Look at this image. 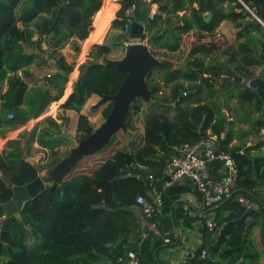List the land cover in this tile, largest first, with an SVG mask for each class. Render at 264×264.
<instances>
[{"label": "trees", "instance_id": "16d2710c", "mask_svg": "<svg viewBox=\"0 0 264 264\" xmlns=\"http://www.w3.org/2000/svg\"><path fill=\"white\" fill-rule=\"evenodd\" d=\"M154 1L158 10L153 20H147L146 29L150 51L159 60L177 52L184 36L193 31L201 32L198 49L220 47L218 43L223 37L216 36V31L224 21L239 29V39L252 36L257 40L255 33L264 35V27L259 22L264 23V0H210V10L207 0ZM23 3L22 13L17 15L16 11ZM66 4L68 6L64 7ZM102 4L103 0H0V79L8 80V90L1 95L0 103L1 137L5 138L8 132L38 119L53 103L62 99L74 64H69L60 50L72 38L84 41L89 37L93 17ZM133 4L141 7L142 1L124 0L117 18L114 20L113 15L110 16L111 22L114 20L113 28H122L124 11ZM209 15L211 19L207 21ZM38 18L41 19L36 21ZM248 19L252 21L243 28ZM54 21L58 22V33L53 28ZM20 22L24 29L19 27ZM31 24H35L34 29ZM36 33L39 39L34 41ZM43 39L49 44V58L55 60V68L66 76V80L48 81L36 88L34 96L29 99L27 79L33 78L29 67L36 56L25 54L21 46L26 44L43 52ZM75 49L80 51L77 43ZM262 51L257 58L264 65V42ZM109 53L108 46L92 47L89 60L79 69L77 92L62 105L64 111L81 113L92 96L102 98L118 92L127 77V70L103 65L101 60ZM7 66L10 76L5 71ZM220 66V63L206 61L203 56L195 54L188 58L184 67L174 71L162 66L154 68L147 78L152 99L169 106L150 108L142 99L134 103L127 127L130 129L133 113L141 116L142 137L137 148L134 151L128 148L114 151L117 137L124 133L120 132L104 152L94 155L103 160L92 172L82 171L79 164L65 178L63 189L61 185L48 186L26 202L19 219L14 215L7 217L0 226V264H100L105 259L118 264L128 252L138 253V247L130 242L137 222L134 214V208L139 207L137 197H147L153 182L164 177L176 147L210 137L217 138L219 151L233 156L237 176L233 197L209 211L216 214L213 217L216 227L212 231L208 229L207 255L194 264H253L259 260L260 253L254 246L257 237L253 240L250 230L259 225L261 216L243 206L238 199L264 205V141L251 146L246 141L233 144L235 137L231 129L234 124L228 123L223 108L217 104L218 92L214 89L220 86L218 80L227 76L220 87L224 92L228 91L227 84L233 77ZM20 70L22 75L18 74ZM261 79L258 93L245 87L238 91L237 97L242 105L247 104L264 114V75ZM167 87L169 92L165 91ZM234 88L238 89L239 84ZM111 107L109 104L104 110V119L110 114ZM172 112L174 116H171ZM9 113H14L13 120H8ZM49 119L56 129L52 133L40 131V139L60 134L61 126ZM61 119L69 123L66 116ZM253 128L259 135L264 129V119H257ZM94 130L89 118L80 114L77 124L79 141ZM36 133V129L24 131L17 140L8 141L2 151L0 204L9 202L13 196L12 188L2 175L11 178L15 186H24L35 181L41 171L52 169L61 162L54 149L60 144L57 141L47 143L51 154L44 166L38 167L26 159L27 147L23 140L26 135L35 137ZM128 144L133 145V140ZM147 199L152 201L149 197ZM226 212L227 216L224 215ZM78 227L89 243L75 235Z\"/></svg>", "mask_w": 264, "mask_h": 264}, {"label": "crops", "instance_id": "0c3cea01", "mask_svg": "<svg viewBox=\"0 0 264 264\" xmlns=\"http://www.w3.org/2000/svg\"><path fill=\"white\" fill-rule=\"evenodd\" d=\"M26 1L28 0H23V2ZM110 1L112 2V4L117 5L118 8L115 10H111L109 7H106L104 5V3L106 4L107 0H103L100 11L97 12L93 17V25L90 30V35L86 40L80 41L77 38H72L64 46V48L60 50V53L66 58L67 62L69 64H74V71L68 76L65 84V92L70 88H72L73 90V87L75 86V84H77L79 78V69L81 65L89 60L88 55L91 52L93 46H108L110 48V53L107 55V57L112 60H120L125 55L126 50L123 47L124 37L122 35V32H119L118 29L113 28L112 24L113 21L117 18V14L120 10V5L114 3L112 0ZM140 1H142V9L140 11L139 20L137 23L146 20V16L151 12V8L146 3V0ZM23 6L24 3L21 4V6H19V8L17 9V15H21ZM195 7H197V5H195ZM153 10L157 12L158 6L157 9L154 8ZM44 15L45 14H42V16ZM111 15H113L114 17V20L112 22L110 18ZM180 15L182 16L183 14ZM40 19L41 18H38V20L36 21H39ZM259 22L264 27V23H262L261 21ZM249 23L250 22H248L247 24ZM230 24L232 23L224 21L216 31L217 36L222 37L223 33L228 32V30L226 29H230ZM34 25L35 24H31V29L35 28ZM19 27L21 29H24V25L22 22L19 23ZM196 32L198 31H193L194 34ZM202 34L207 35L203 32ZM38 39L39 35L36 33L33 40L37 41ZM259 40H263V36H260ZM76 43L80 46L79 52L75 49ZM21 47L25 54L36 56L35 62H33V64L29 67L30 72L33 74V78L27 79L29 91L32 88L42 87L46 83H49L48 81L64 82L66 80V76L58 73L57 69L55 68V60L49 58V44L46 39H43L41 44L43 52H40L37 47L32 48L26 44H22ZM76 55L77 61H75ZM8 66L5 67V71H7V75L10 76L11 72L10 70H8ZM18 74L22 75V70H20ZM7 90V78H5L4 80L0 79V103L1 95H4ZM97 98L99 97L92 96L87 102L90 104L92 102H95ZM67 99L68 97H66L64 101H66ZM88 108L89 105L86 104L82 112V114L86 115L87 117H89ZM47 113L48 112H46L45 114ZM44 116L42 117V119H40L42 123L51 118V115ZM67 116V118L70 117L69 115ZM78 118L73 124L74 130H77ZM51 119L55 120L53 117ZM69 120L70 123H72V118H69ZM32 121H38V119L31 120L26 125L19 126L17 130L8 132L5 138L1 137L0 135V154L6 147L8 141L17 140L21 133L31 129L29 126L31 125L30 123H32ZM55 121H57V119ZM57 123L59 124V121H57ZM34 129L35 127H32L29 132ZM261 131H264V129H262ZM254 134L258 139V142L260 140H263L260 135H257L255 132ZM247 137L248 135L242 138L241 141H243ZM250 140L251 139H249V141ZM237 143H239L238 140L234 138L233 144ZM247 143L248 146L256 144L255 142L253 144H251V142ZM212 170L214 173H216L217 176L223 175L224 173V169L220 162L214 163L212 166ZM168 177L169 176L167 175V171H165L164 177L160 180L154 181L153 185L148 190L147 197L151 198L152 201L159 198H161L162 201L158 207V212L152 219L147 218L142 213L140 207L134 208V214L136 216L137 222L131 233L130 242L131 244H134L136 247H138L137 254L140 258L141 264H194L197 259L203 258L207 255L205 251L207 233L209 231L207 228V223L213 217L215 218L216 214L209 212L211 210H207L205 208L203 197L192 182L183 180L181 182H175L170 186H166V182H168L169 180ZM246 200L251 204L252 210L256 211L261 216L259 225L250 230V234L253 235L252 239L255 240V238L257 237L258 242L254 243V246L255 249L260 253L258 255L259 260L255 261L253 264H264V231L262 233L260 228V225H262L264 219V205L262 207L255 203H252L248 199ZM224 215L227 216L228 212H226ZM100 264L114 263H112V261L110 260L105 259L101 261Z\"/></svg>", "mask_w": 264, "mask_h": 264}, {"label": "rangeland", "instance_id": "374dc122", "mask_svg": "<svg viewBox=\"0 0 264 264\" xmlns=\"http://www.w3.org/2000/svg\"><path fill=\"white\" fill-rule=\"evenodd\" d=\"M230 25V29H226L228 30V32L222 34L223 39H221L218 43L220 44V47L210 48L209 50L206 49L203 51L198 49L200 40H202L201 32H196L195 34L191 32L189 35L184 36L182 45L177 52L169 54L167 55V57L161 58L160 60L171 61L174 65V68L176 69L178 67H184L191 55H201L206 59V61L212 60L215 63H220L221 69L224 67L226 70L233 71L238 77H241L242 81L239 83H233V79H231L227 84L229 88L228 91L224 92L220 86L224 84V79L227 76H222L225 78H221L218 80L220 86L214 87V89L218 92V94H216V101L217 104L221 108H223L226 118L228 119V123L234 124L231 130L238 142H240L242 138L248 135V139L246 138L243 141H246V143L251 142V144H253L254 142H258V139L254 134L255 131L253 130V125L257 119H264V114L258 113L254 107H251L247 104L242 105L237 97V94L238 91L244 89L245 87H249L248 83L250 81L257 78H262V75H264V65H261L260 61L257 58L260 57V55H262L263 53L262 43L264 42V35H255V37H257L258 39L260 36H263V40H256V38L253 40L252 36L239 39L237 37L239 29H236L233 23ZM118 31L122 32V28H119ZM209 41H211V39H209ZM236 84H239L238 89L234 88ZM35 89L36 88H32L29 91V99L34 96L33 93L36 91ZM72 91V88L67 89L66 92H64L65 95L62 100L53 103L47 109L46 112L48 113L45 114V112L44 114L49 116L51 115V118L53 117L55 120L57 119V121H59V125L61 126L60 134L62 132H66L71 138L75 140L76 143L74 146L69 145L65 140H47V138L45 140L40 139V131H47L52 133L56 129L55 125L51 122L50 119H47L44 123H42L40 120L32 121V123H30L31 125L29 127L31 129L32 127H35L37 133L33 138H31V136L29 135H26V139L23 140L24 144L27 147L25 156L28 161L38 167L44 166L49 161L51 148H49L47 143L54 141L60 143L54 149L59 153L58 159L63 160L70 154L73 147L77 146V144L80 142L77 130L75 129V131L73 129V124L76 122V119L80 116V114H82L83 108L85 106L82 108L81 113H78L74 110L64 111L62 109V105L66 102L64 100L66 99V97H70L69 95L73 93ZM165 91L169 92V88H165ZM55 92H53V94ZM206 99L207 101L209 100V98ZM100 101L101 97L97 98L95 102H92L90 104L88 102L86 103L89 105L88 118L94 126V129H97L105 121L103 112L109 105L107 103L100 107H96ZM133 114L134 115L130 122V129L128 128L129 136L126 133H121L117 137L114 151L122 148H128L134 151L139 145L142 137L141 116L135 113ZM67 115L70 116L69 118H72V123H70L69 120V123L67 124L64 120L61 119L63 116L68 117ZM171 116H174V112L171 113ZM30 130H27V132H29ZM259 135L264 140V131H261ZM249 139L251 140L249 141ZM129 140H133V145L128 144ZM102 160L103 159H98V157L94 156L85 158L80 163V169H82V171L84 172L90 173L101 163ZM43 175L44 171H41V176ZM249 206L252 210V206L250 203ZM2 222L3 221L0 220V226L2 225ZM260 228L261 232L263 233L264 219ZM31 243L32 242H30L29 244Z\"/></svg>", "mask_w": 264, "mask_h": 264}, {"label": "water", "instance_id": "95a60500", "mask_svg": "<svg viewBox=\"0 0 264 264\" xmlns=\"http://www.w3.org/2000/svg\"><path fill=\"white\" fill-rule=\"evenodd\" d=\"M68 4L64 5L67 7ZM207 8L210 10V0H207ZM211 19L209 15L207 21ZM252 19H248L243 28ZM144 21L134 23L132 28V38H141L143 36ZM53 28L58 33V22L54 21ZM77 61V55L75 58ZM101 63L105 66L121 68L127 70V77L122 83L120 89L115 95H105L96 107L104 104H111V111L105 121L94 130L87 138L81 140L77 146L73 147L70 154L61 160L55 167L44 171V175L40 176L32 183L24 186H15L11 178L3 176L2 178L8 183L13 190L12 199L4 204H0V220L4 221L10 215L20 218V213L25 211L27 201L35 198L42 193L48 186L61 185L63 189L65 178L80 164V162L90 156L104 152L112 143L114 137L120 132H124L129 136L127 122L131 115L134 103L142 99L149 104V107L154 106H169L162 102L153 101L151 90L149 89L147 78L154 68L159 66L168 67L172 71L175 70L174 65L169 60H159L155 58L147 44H134L129 46L125 55L120 60H112L105 56ZM233 77V83L242 81L233 71H229ZM263 79L257 78L250 81L249 87L253 93H258V84ZM73 93L77 92V84L73 87ZM174 107V105H173ZM132 139V138H131ZM47 140H65L69 145L74 146L75 140L62 132L47 138ZM234 193L229 197L232 198ZM75 235L81 236L88 243V239L83 231L78 227Z\"/></svg>", "mask_w": 264, "mask_h": 264}, {"label": "built area", "instance_id": "2783aa9c", "mask_svg": "<svg viewBox=\"0 0 264 264\" xmlns=\"http://www.w3.org/2000/svg\"><path fill=\"white\" fill-rule=\"evenodd\" d=\"M112 1L120 5V12L123 8L124 0ZM146 3L150 6L151 12L144 20L145 26L143 27V36L141 38H132L131 33L134 23L139 20L142 8L137 4H133L124 11L122 35L124 37L123 47L125 50L134 44L148 43L146 23L147 20L154 19L157 12L153 9H157L158 4L154 0H146ZM7 118L8 120H13L15 118L14 113H9ZM217 162H220L224 169L223 175L217 176L212 170L213 164ZM166 171L169 176L166 186L183 180L192 182L202 195L205 208L211 210L224 203L233 194L232 189L237 176V164L231 154L217 149V138L210 137L194 144H183L176 147ZM136 201L142 213L149 219L156 215L162 202L161 198L150 201L144 195H139ZM238 201L250 209L246 199L239 198ZM215 227L216 223L214 218H212L208 221L207 228L212 231ZM118 264H141V262L138 254L130 251L118 260Z\"/></svg>", "mask_w": 264, "mask_h": 264}, {"label": "bare ground", "instance_id": "6f19581e", "mask_svg": "<svg viewBox=\"0 0 264 264\" xmlns=\"http://www.w3.org/2000/svg\"><path fill=\"white\" fill-rule=\"evenodd\" d=\"M105 6H106V7H109L111 10H115V9L118 8V6L112 4V2H111L110 0H107ZM113 12H114V11H113ZM43 115H45V114H43ZM43 115H41V116L38 118V120L42 119Z\"/></svg>", "mask_w": 264, "mask_h": 264}]
</instances>
